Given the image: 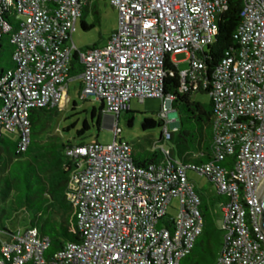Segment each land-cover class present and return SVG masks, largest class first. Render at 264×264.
I'll list each match as a JSON object with an SVG mask.
<instances>
[{"label":"built area","instance_id":"obj_1","mask_svg":"<svg viewBox=\"0 0 264 264\" xmlns=\"http://www.w3.org/2000/svg\"><path fill=\"white\" fill-rule=\"evenodd\" d=\"M90 2L0 0V12L12 10L21 21L10 40L14 68L0 78V136H16L18 154L30 142V111L60 108L67 100L72 54L79 51L73 34ZM109 2L118 26L103 47L80 54L81 98L104 103L114 141L90 142L66 153L79 160L67 197L76 208L81 241L46 259L50 239L35 227L18 230L1 240L0 264H180L203 230L201 201L189 172L207 178L224 199L216 264H264L256 198L264 185V0H243L239 47L225 54L212 77L213 161L183 164L162 149L166 159L145 167L121 138L119 115L132 100L160 99L158 116L169 138L174 98L164 93L167 65L178 68L175 57L186 54L189 69L180 72L181 91L187 90V79L196 89L204 69L199 53L214 42L228 0ZM233 156L234 167L220 165ZM174 199L180 207L176 217H169ZM167 217L172 226L159 228Z\"/></svg>","mask_w":264,"mask_h":264},{"label":"trees","instance_id":"obj_2","mask_svg":"<svg viewBox=\"0 0 264 264\" xmlns=\"http://www.w3.org/2000/svg\"><path fill=\"white\" fill-rule=\"evenodd\" d=\"M99 1L91 0L89 6L83 9L79 23L84 32L93 30L100 21ZM243 7V0H228V9L219 17L214 42L205 52L199 53L204 69L201 71V79L196 81V89L187 79V90L181 91L179 69L171 63L167 65L168 75L164 82V93L174 98L171 105L179 116L178 128L169 131V138L161 133V140H167L171 144L168 150L171 160H178L183 164L213 161L212 77L225 54L239 47L236 32L242 21ZM90 14L93 16V21L87 24L85 18ZM20 23L14 11L0 12V78L14 68V47L10 40L20 27ZM4 25L9 28L6 32L2 30ZM95 47L96 44L91 48ZM91 48H82L72 54L68 73V80L79 81L81 96L84 89L82 81L84 66L80 54ZM197 94L208 96V100H196L194 96ZM2 105L3 101L0 99V109ZM75 107L74 102L73 108ZM103 111V102H100L99 108L94 107L90 112L84 111L85 116L90 115L91 121L89 122L85 117L81 128L76 130L75 138L78 142L74 139L63 142L59 139L53 140L54 137L47 138L53 132L47 131V127L50 126L52 118L60 112L59 107L34 108L30 111V142L23 153H17L16 136H0V246L1 240H6L17 232L9 228V224L21 213L26 215L22 220L26 226L25 230L35 227L39 235L50 239L51 245L44 255L46 259L59 252L67 243L81 241L76 208L67 197L70 179L76 171L79 160L68 157L66 153L71 147L85 145L88 133L94 127L97 133L100 132L104 118ZM123 112L128 114L130 109ZM127 124L128 127H133L134 117L131 116ZM164 125L162 119L155 121L152 118H145L141 127L143 131H149L164 128ZM71 128L73 127H68L67 130L70 131ZM148 140L152 145L154 144L150 139ZM133 158L143 167L159 164L166 159L162 150L147 151L144 148L141 149V154L138 156L134 154ZM234 162V156L228 157L221 161L220 165L224 168H232ZM195 192L201 201L203 230L192 252L183 258L180 264H216L223 245V230L216 223L215 207L223 203L224 199L221 196H208L204 189H195ZM161 224L172 226V222L168 219H163Z\"/></svg>","mask_w":264,"mask_h":264},{"label":"rangeland","instance_id":"obj_3","mask_svg":"<svg viewBox=\"0 0 264 264\" xmlns=\"http://www.w3.org/2000/svg\"><path fill=\"white\" fill-rule=\"evenodd\" d=\"M98 7L100 11V21L97 26L89 31L84 32L81 28L80 23L77 25V30L73 34V42L78 49L91 48L96 44V48L103 47L112 32H114L118 26V13L110 5L109 0H100L98 2ZM27 21V19H23ZM87 24H91L93 21V16L90 14L85 18ZM176 61L179 62L178 69L180 72H185L189 69V63L187 61L186 54H180L175 57ZM196 100L207 101L208 96L197 94L194 96ZM76 103V107L73 108V103ZM162 106V101L160 99H150L146 100L144 104L139 103L137 100H132L130 103V113H122L119 120V128L122 130L121 138L133 146V151L135 155L141 154V149L144 148L147 151H153L156 149H167L171 148V144L167 140H161V133L165 135L164 128H156L149 131H143L141 124L145 118H152L155 121H159L158 116ZM99 108L100 102L96 101L93 97H89L87 100H83L80 95L79 81L72 80L69 83V93L67 100H65L60 106V112L58 115L54 116L51 120L50 126L47 127V131H53L48 139L53 138V140H61L63 142L73 141L75 138L76 130L81 128L82 122L85 117L90 122V115L85 116L84 111L90 112L92 108ZM166 107H170L169 102H166ZM134 117L133 127H128V120L130 117ZM168 130L174 131L178 128L179 116L177 112L172 109L171 113L168 115ZM173 124H177L174 126ZM112 123L109 117H104L101 130L97 133L94 127L89 133L85 140V143H90L97 141L101 144H111L114 141V133L111 129ZM172 126V127H171ZM68 127L71 128L70 131L67 130ZM98 136V137H97ZM150 139L154 144L149 142ZM78 142V141H77ZM152 145V146H151ZM189 178L192 183L199 189H204L208 196L216 197L219 196L216 187L212 185L209 180L205 177H200L194 173L189 172ZM174 209H169V217H176L178 214V209L180 207L179 202L174 199L171 203ZM215 220L220 229L223 227V214L221 211V205L217 204L215 207ZM167 217L166 219H168ZM26 218V215L21 213L18 219L13 220L9 224V228L18 229L22 228L25 230V223L22 222ZM162 221L159 224V228L162 226Z\"/></svg>","mask_w":264,"mask_h":264},{"label":"water","instance_id":"obj_4","mask_svg":"<svg viewBox=\"0 0 264 264\" xmlns=\"http://www.w3.org/2000/svg\"><path fill=\"white\" fill-rule=\"evenodd\" d=\"M173 125L177 126V124H173ZM256 198H257V201L260 203V206H261V209H262L261 228L264 231V185L262 186V189L257 194Z\"/></svg>","mask_w":264,"mask_h":264},{"label":"crops","instance_id":"obj_5","mask_svg":"<svg viewBox=\"0 0 264 264\" xmlns=\"http://www.w3.org/2000/svg\"><path fill=\"white\" fill-rule=\"evenodd\" d=\"M191 182H192V181H191ZM195 189L197 190V189H199V188L195 186ZM221 204H222V203H221ZM221 204H220V205H221ZM218 205H219V204H218ZM221 211H222V209H221ZM19 217H20V216H19ZM19 217H18V218H19ZM18 218H17V219H18ZM18 230H22V228H18V229H16L15 231H18Z\"/></svg>","mask_w":264,"mask_h":264}]
</instances>
